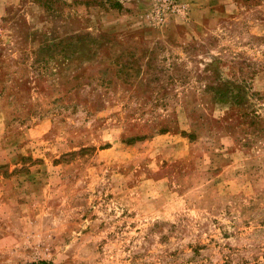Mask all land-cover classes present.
Returning <instances> with one entry per match:
<instances>
[{
	"label": "rangeland",
	"instance_id": "rangeland-1",
	"mask_svg": "<svg viewBox=\"0 0 264 264\" xmlns=\"http://www.w3.org/2000/svg\"><path fill=\"white\" fill-rule=\"evenodd\" d=\"M264 264V0H0V264Z\"/></svg>",
	"mask_w": 264,
	"mask_h": 264
},
{
	"label": "trees",
	"instance_id": "trees-1",
	"mask_svg": "<svg viewBox=\"0 0 264 264\" xmlns=\"http://www.w3.org/2000/svg\"><path fill=\"white\" fill-rule=\"evenodd\" d=\"M44 264V263H43Z\"/></svg>",
	"mask_w": 264,
	"mask_h": 264
}]
</instances>
